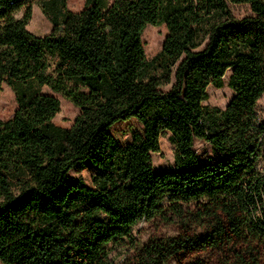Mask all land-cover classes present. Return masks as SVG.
Returning <instances> with one entry per match:
<instances>
[{"label":"trees","instance_id":"trees-1","mask_svg":"<svg viewBox=\"0 0 264 264\" xmlns=\"http://www.w3.org/2000/svg\"><path fill=\"white\" fill-rule=\"evenodd\" d=\"M32 1L0 0V91L17 103L0 118V262L120 264L118 248L134 251L124 264L213 250L193 264H264V0H38L53 26L41 36ZM240 3L252 14L235 18ZM149 24L166 33L148 59ZM228 69L233 97L204 104ZM42 87L78 108L71 126L53 122L60 101ZM131 118L143 131L120 145L110 128ZM162 137L174 167L154 172ZM194 139L220 156L200 162ZM85 160L90 184L69 175ZM142 220L180 232L141 245Z\"/></svg>","mask_w":264,"mask_h":264},{"label":"rangeland","instance_id":"rangeland-1","mask_svg":"<svg viewBox=\"0 0 264 264\" xmlns=\"http://www.w3.org/2000/svg\"><path fill=\"white\" fill-rule=\"evenodd\" d=\"M84 5V0H67V8L73 11H79ZM31 9V18L27 23V28L32 33L41 36L48 34L52 30V24L45 16L43 11L39 8L38 0H34L30 3ZM23 8L19 9L15 15L16 17H21L24 13ZM232 13L237 19L246 15H251L250 6L247 3H240L232 5ZM166 33L165 25H147L142 32V42L144 52L146 57L152 58L155 56L158 51L161 49L164 42ZM231 73V69H228L224 76L221 78L220 84H210L207 87V99L204 101V104L215 105L220 108H224L230 99L233 97V91L228 85V77ZM42 92H47L55 95L60 101V110L53 118V122L56 125L63 127H69L72 125L75 115L78 113V108L73 105L71 102L67 101L59 93H52L51 90L47 87H42ZM17 107L15 102L13 91L6 84H2V90L0 91V118L9 119L14 110ZM257 111L260 115L264 117V93L258 99ZM113 135L119 142V144H126L131 141L132 135L136 132H142V126L137 121V119L131 118L128 120H120L113 124L110 128ZM193 150L197 155V159L200 162L205 163L207 161H214L220 155L213 152L211 146L200 139H194L193 141ZM160 151L153 152L151 154V160H153V171L154 172H164L173 169L174 159L172 146L169 144L168 140L165 137L160 139ZM95 169V166L92 162L87 160L79 162L69 171L71 176H81L85 179L87 184L91 183V173ZM180 232V227L176 223L166 225L158 220L152 222L140 221L138 225L134 227V235L141 242V245H144L150 238L157 234L164 235H176ZM113 254L115 255L116 260L120 264H124L130 260V257L134 254L133 250H119L118 248L113 249ZM218 251H186L179 253L173 258L170 259L168 264H193L198 260H208L210 262H215L220 256ZM0 264H3L0 262Z\"/></svg>","mask_w":264,"mask_h":264}]
</instances>
